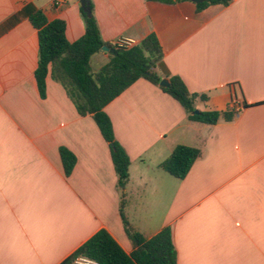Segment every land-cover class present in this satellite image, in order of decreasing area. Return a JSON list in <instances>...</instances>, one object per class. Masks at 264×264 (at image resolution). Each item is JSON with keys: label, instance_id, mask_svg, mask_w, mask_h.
<instances>
[{"label": "crops", "instance_id": "0c3cea01", "mask_svg": "<svg viewBox=\"0 0 264 264\" xmlns=\"http://www.w3.org/2000/svg\"><path fill=\"white\" fill-rule=\"evenodd\" d=\"M91 1L104 42L154 33L161 79L179 76L206 96L196 109L224 116L192 121L176 99L138 78L104 107L130 159L118 188L92 116L78 114L50 72L41 97L34 75L29 15L62 19L73 42L84 33L79 0H0V264H59L101 228L130 253L120 208L145 238L169 226L176 264H264V0L200 11L190 0ZM109 59L94 53L91 71ZM178 144L200 150L183 178L160 167ZM61 146L76 158L67 176Z\"/></svg>", "mask_w": 264, "mask_h": 264}, {"label": "trees", "instance_id": "16d2710c", "mask_svg": "<svg viewBox=\"0 0 264 264\" xmlns=\"http://www.w3.org/2000/svg\"><path fill=\"white\" fill-rule=\"evenodd\" d=\"M89 1L90 15H87L81 6L79 7L84 33L73 42H69L65 37V22L62 19L47 21L41 10L29 15L31 24L37 29L38 37V60L34 75L41 97L45 96V79L50 72L51 78L63 86L78 114L92 116L110 147L111 159L117 175V186L124 188L128 179L130 159L114 138L112 123L104 107L138 78H145L159 86L161 76L157 73L156 67L163 58V52L154 33L148 34L129 48L104 42L93 14L92 1ZM148 1L172 3L176 0ZM230 1L203 0L195 5L197 11H200L212 4L226 6ZM104 45L114 50L110 52L109 61L97 72H92L89 59ZM167 77L169 85L159 87L182 105L188 119L214 124L224 116L223 112L217 110H198V113H194L196 101L204 100L206 96L188 91L177 75ZM59 154L67 176L76 158L63 146L59 148ZM199 155L198 148L178 144L160 163V167L176 178H183ZM120 212L124 230L133 246L130 253H126L108 231L101 228L59 264H71L78 255L91 257L99 264H176V250L169 226H164L150 238H145L128 225L121 208Z\"/></svg>", "mask_w": 264, "mask_h": 264}, {"label": "built area", "instance_id": "2783aa9c", "mask_svg": "<svg viewBox=\"0 0 264 264\" xmlns=\"http://www.w3.org/2000/svg\"><path fill=\"white\" fill-rule=\"evenodd\" d=\"M137 44V40L131 37H126V36H120L115 39L114 45L117 47H122V48H129ZM242 103L240 100H238L236 97H233L231 101V107L235 112H238L242 108ZM71 264H99L97 260L85 256V255H78L76 256Z\"/></svg>", "mask_w": 264, "mask_h": 264}, {"label": "water", "instance_id": "95a60500", "mask_svg": "<svg viewBox=\"0 0 264 264\" xmlns=\"http://www.w3.org/2000/svg\"><path fill=\"white\" fill-rule=\"evenodd\" d=\"M190 1L198 3V2H201L203 0H190ZM79 4L82 7V9L84 10V12L87 15H90V13H91V10L89 7L90 1L89 0H79ZM113 50H114L113 48H109L107 45L102 46V48L100 49V51H105V52H113ZM158 84L161 87H167L169 85V80L167 78H162ZM194 113H198V109H195Z\"/></svg>", "mask_w": 264, "mask_h": 264}]
</instances>
